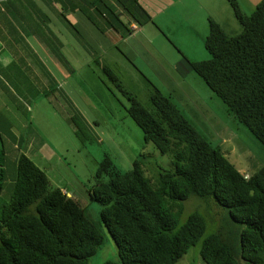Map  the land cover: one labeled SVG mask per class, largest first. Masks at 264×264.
I'll list each match as a JSON object with an SVG mask.
<instances>
[{
    "label": "trees",
    "instance_id": "obj_1",
    "mask_svg": "<svg viewBox=\"0 0 264 264\" xmlns=\"http://www.w3.org/2000/svg\"><path fill=\"white\" fill-rule=\"evenodd\" d=\"M114 1L139 26L154 22L138 0H133L131 7L124 1ZM97 2L102 5L91 7L103 25L90 19L96 28L117 30V21L127 28L126 36L134 33L123 15L115 11L113 1ZM227 2L242 32L230 36L211 20L204 44L210 59H186L231 115L264 145V0L250 15L243 12L238 0ZM61 14L82 39L64 9ZM49 46L60 64L71 70L58 43L51 41ZM42 70L48 69L43 65ZM150 99L151 110L130 96L127 112L143 130L147 143L161 154L172 156L173 169L162 170L155 183L148 176L145 155L139 156L127 172L109 155L99 162L90 196L102 206V224L116 242L120 258L105 264H177L197 246L207 228L199 213L190 214L187 222L180 224L185 202L192 196L215 199L242 225L237 248L221 233L204 240L200 256L205 264H264V166L252 176L242 174L219 146L201 135L170 97L155 88ZM73 122L82 132L79 123ZM2 141L0 136V155L5 161ZM6 177L5 163L0 162V200ZM12 188L10 200L0 207V264H89L104 245L101 223L91 219L79 200L56 187L25 154L18 159Z\"/></svg>",
    "mask_w": 264,
    "mask_h": 264
},
{
    "label": "rangeland",
    "instance_id": "obj_2",
    "mask_svg": "<svg viewBox=\"0 0 264 264\" xmlns=\"http://www.w3.org/2000/svg\"><path fill=\"white\" fill-rule=\"evenodd\" d=\"M238 1L247 15L252 14L261 2ZM165 9L169 10L168 7ZM207 10L228 35L235 36L242 32L243 27L227 0H218ZM90 19L103 25L97 15L93 14ZM157 24H161L159 26L165 35L163 38L168 41L162 47L158 42L151 46L141 39L136 44L137 57L129 50L128 46H133L134 42L129 36L111 34L103 41L104 49L86 47L79 52L80 44L72 36L73 54L76 55L77 51L78 55L75 62L82 63L71 70L66 68L71 75L69 80L58 74V58L51 51L41 49L39 55L49 71H54L55 80L40 79L32 86L26 83L30 92L27 99H13L9 93L6 95L0 91V136L3 139L1 146L6 153L5 161L0 155V162L8 167L0 207L12 196L17 160L23 154L29 156L49 175L55 186L71 190L88 216L101 223L105 243L89 264L120 260L118 246L102 224V206L90 196V190L97 180L99 162L109 155L121 170L127 172L139 156L145 155L148 176L155 183L162 170L173 169L172 156L161 154L152 143H147L143 130L129 116L130 96L151 110L150 96L157 88L174 101L206 140L221 148L242 174L252 176L264 166V145L231 115L228 107L210 88L202 89V85L208 86L192 69L186 73L175 67L179 53L183 51L187 55L184 51L186 43L194 52L200 45L191 37L197 35L186 26L199 31L203 26L195 21L194 16L188 18L184 25L173 18L159 20ZM184 31H187V35ZM62 33L60 38L63 40ZM199 47L204 51V57L190 53L189 57L209 60L211 56L207 50L201 45ZM68 53L62 51L66 57ZM85 61L91 63L85 64ZM185 61L188 63L186 58ZM107 71H111L117 80ZM73 120L79 123L82 132ZM53 152L56 153L54 158L49 157ZM192 213L202 215L207 228L197 246L192 247L177 264H205L200 251L204 240L213 233H221L224 238L232 240L236 248L240 245L238 234L242 225L235 222L228 210L218 205L215 199L192 196L185 202L183 214L179 217L180 224H185Z\"/></svg>",
    "mask_w": 264,
    "mask_h": 264
},
{
    "label": "crops",
    "instance_id": "obj_3",
    "mask_svg": "<svg viewBox=\"0 0 264 264\" xmlns=\"http://www.w3.org/2000/svg\"><path fill=\"white\" fill-rule=\"evenodd\" d=\"M113 1L115 5V11H119L122 14L123 21L126 22L129 29L134 31L132 35H128L133 46L128 43L129 50L132 55L138 57L136 44L144 39L151 46L158 42L162 47V44H168L167 39H164L165 35L161 24H157L159 20H166L167 18H173L179 21L180 24L184 25L185 21L194 16L195 21L199 22L203 28L199 29L195 27L186 28L194 32L193 39L200 42V45L204 46L208 33L210 32L209 21L215 18L211 17L208 7H210L218 0H138V2L146 8L149 13L153 16L154 22L146 23L143 26H139L132 17L124 10L117 1L108 0V2ZM125 4L133 6V0H121ZM102 5V3L97 2V0H0V91L4 92L6 95L9 93L13 99H25L27 95H30L28 91L29 83H37L39 80H49L53 82L55 80L54 71L50 69L48 71V66L43 64L40 59L39 50L50 51L51 47L50 41L57 42L62 51H68V56L66 57L70 63L71 67L82 63V61H76L75 57L77 55L73 54V43L71 42L72 36L78 40L80 44L79 52L81 48L83 50L86 47L92 48L100 47L104 49L103 41L107 35L114 34L115 36L124 37L127 33V28L119 25L116 21V29L108 28L106 31H100L103 29L96 28L90 18L95 13V9L91 6L93 4ZM168 7L169 10L165 8ZM68 16V19L75 25L79 27L81 32L80 39L74 28L69 25L62 18V10ZM205 18V19H204ZM218 23V22H217ZM181 25V26H182ZM105 29V28H104ZM64 32V39L62 40L60 36ZM187 35V31H184ZM80 36V35H79ZM187 41V39H185ZM196 44V42H195ZM194 45V44H193ZM199 45V46H200ZM198 46L196 52L189 49L188 43L184 46V51L187 55L179 53L177 58V63L175 67L183 72L189 73L190 67L189 63L185 61V58L189 59V53L192 56H201L204 51ZM66 56V55H65ZM189 57V58H188ZM204 57V55H203ZM206 58L189 59L190 61H200ZM56 65L58 67V74L64 79L69 80L71 75L67 72L66 67L60 64ZM85 64L91 62L85 61ZM84 64V65H85ZM45 65L48 70H42V66ZM49 72L52 73L49 74ZM30 86V87H31ZM201 86V83H200ZM203 90H208L203 87ZM0 92V96H2ZM27 99V98H26ZM21 103V101H20ZM32 109L31 105H29ZM56 153L48 155L49 157L55 156ZM54 158V157H53ZM17 164L14 167V172H16L17 177ZM6 172L8 167L5 164ZM15 179V178H14ZM51 180V179H50ZM52 181V180H51ZM14 182V180H13ZM59 188V186H56ZM69 197L79 200L74 193L67 188H60ZM80 202V201H79Z\"/></svg>",
    "mask_w": 264,
    "mask_h": 264
},
{
    "label": "water",
    "instance_id": "obj_4",
    "mask_svg": "<svg viewBox=\"0 0 264 264\" xmlns=\"http://www.w3.org/2000/svg\"><path fill=\"white\" fill-rule=\"evenodd\" d=\"M69 197V196H68Z\"/></svg>",
    "mask_w": 264,
    "mask_h": 264
}]
</instances>
